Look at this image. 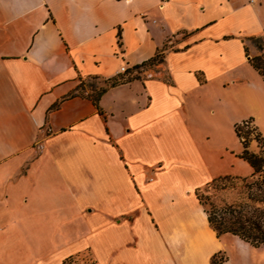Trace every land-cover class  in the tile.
<instances>
[{
	"label": "crops",
	"instance_id": "crops-1",
	"mask_svg": "<svg viewBox=\"0 0 264 264\" xmlns=\"http://www.w3.org/2000/svg\"><path fill=\"white\" fill-rule=\"evenodd\" d=\"M250 36L264 0H0V264H264L196 194L254 172L235 130L264 141Z\"/></svg>",
	"mask_w": 264,
	"mask_h": 264
},
{
	"label": "trees",
	"instance_id": "trees-1",
	"mask_svg": "<svg viewBox=\"0 0 264 264\" xmlns=\"http://www.w3.org/2000/svg\"><path fill=\"white\" fill-rule=\"evenodd\" d=\"M248 39L255 42V44L263 50L261 54L253 56L249 59V61L264 78V46L262 44V36H250ZM161 60L162 57L157 54L148 62ZM107 81H111L110 84L97 89L92 85L93 94H91V96L95 102L98 101L100 96L109 87L114 86L119 82L116 79H110ZM244 122L245 121L242 123ZM235 130L244 146V150L240 156L246 159L254 168V172L249 177L257 176V180L254 183L261 193L256 196H249L248 201L246 202L243 201L239 204H229L218 208L209 200V197L202 192V189L207 187L216 188L217 183L224 179L240 178L244 180L247 178L225 175L214 178L204 187L198 188L196 190V194L199 202L206 212L208 224L215 231L217 236H220L224 233H230L232 235L238 236L240 239L249 243L253 247H260L264 246V188H261V186L264 185V156L250 152L247 149L250 141L252 140V138H249V134L253 129H250V127L246 124L241 125V123H239L235 125ZM248 202L257 203L262 206H255L252 208L249 207L250 203ZM217 255L218 254H214L211 257V264H219L220 262L224 261L225 258L221 257L218 259ZM76 263L77 260L74 257H70L63 262V264Z\"/></svg>",
	"mask_w": 264,
	"mask_h": 264
},
{
	"label": "rangeland",
	"instance_id": "rangeland-1",
	"mask_svg": "<svg viewBox=\"0 0 264 264\" xmlns=\"http://www.w3.org/2000/svg\"><path fill=\"white\" fill-rule=\"evenodd\" d=\"M251 45H254V43L249 42ZM127 78L120 77L117 78L119 82L125 81ZM111 81L103 80V79H93L89 80L87 83L92 84L94 88H99L105 85L110 84ZM90 86H86V89L90 94H93V91L90 90ZM249 138L255 139L257 141V144L260 148L259 154L264 156V143L261 138V136L258 135V132L256 130H251V133L249 134ZM257 180V176L254 177H247L244 180L240 178H229L221 180L217 183L216 188H203L202 192L206 194L209 197V200L218 208L229 205V204H239L241 202L248 201L249 196H256L261 193V191L256 187V184L254 183ZM261 188H264V185L261 186ZM250 203L249 207H255V206H262L257 203L248 202ZM261 252H263L262 258L264 260V249H261ZM225 258V255L220 253L217 255V258Z\"/></svg>",
	"mask_w": 264,
	"mask_h": 264
},
{
	"label": "built area",
	"instance_id": "built-area-1",
	"mask_svg": "<svg viewBox=\"0 0 264 264\" xmlns=\"http://www.w3.org/2000/svg\"><path fill=\"white\" fill-rule=\"evenodd\" d=\"M145 67H146L145 64H144V65L142 64V65L139 67V69H144ZM137 69H138V68H132V72H131L130 69H129L126 65H121L120 68H119V71H120L121 73H126L127 76H130V75H132V73H134L135 71H137ZM243 124H246L247 126L250 127V129H253V130H254V128H253V126L251 125V122H250L249 120H245L244 123H241V125H243Z\"/></svg>",
	"mask_w": 264,
	"mask_h": 264
}]
</instances>
